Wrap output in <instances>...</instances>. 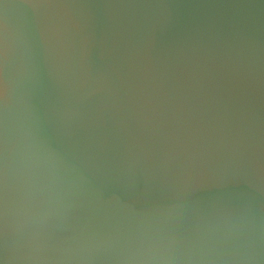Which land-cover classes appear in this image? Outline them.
<instances>
[{
  "label": "water",
  "instance_id": "1",
  "mask_svg": "<svg viewBox=\"0 0 264 264\" xmlns=\"http://www.w3.org/2000/svg\"><path fill=\"white\" fill-rule=\"evenodd\" d=\"M0 264H264V0H0Z\"/></svg>",
  "mask_w": 264,
  "mask_h": 264
}]
</instances>
